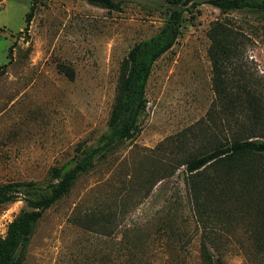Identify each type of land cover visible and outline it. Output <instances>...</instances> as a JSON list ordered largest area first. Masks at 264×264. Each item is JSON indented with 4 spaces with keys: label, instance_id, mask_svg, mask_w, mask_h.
<instances>
[{
    "label": "rangeland",
    "instance_id": "rangeland-1",
    "mask_svg": "<svg viewBox=\"0 0 264 264\" xmlns=\"http://www.w3.org/2000/svg\"><path fill=\"white\" fill-rule=\"evenodd\" d=\"M115 1L120 10L86 0H0V66L7 65L0 185L45 187L54 167H74L110 134L122 60L175 8ZM184 16L177 42L153 66L139 133L97 155L94 168L45 211L23 264H206L203 245L222 264H264V240L252 236L262 220L260 190H245L234 177L224 196L211 193L210 172L194 178L197 197L182 166L243 131L264 139V10L222 12L203 3ZM220 26L231 31L235 53L216 74L211 31ZM218 75L227 95L219 94ZM25 197L0 206V238L29 209Z\"/></svg>",
    "mask_w": 264,
    "mask_h": 264
},
{
    "label": "trees",
    "instance_id": "trees-1",
    "mask_svg": "<svg viewBox=\"0 0 264 264\" xmlns=\"http://www.w3.org/2000/svg\"><path fill=\"white\" fill-rule=\"evenodd\" d=\"M86 1L110 11L120 10V3L115 0ZM161 1L175 8L170 9L166 23L158 33L136 43L122 60L109 120L110 134L101 137L102 145L89 150L85 149L82 158L72 168L54 167L51 171V181L45 187L33 181L8 182L0 185V206L16 201L23 194L26 196L25 201L29 207V209L22 210L9 223L6 235L0 238V264H23L35 227L45 211L68 195L76 181L94 168L97 155L98 158L104 157L120 142L130 140L139 133V118L146 109V88L153 66L177 42L181 35L185 12L195 16L198 6L203 3L219 8L222 12L243 8L264 10V3H253L248 0ZM34 11L35 5L32 4L30 11L26 14L27 30L33 19ZM230 32L221 26L220 29L214 28L211 31L213 45L210 54L216 74H220L235 53L230 42L232 37ZM11 50L12 48L9 56ZM6 66H0V77L5 73ZM218 78L219 94L226 93L227 95L226 83L221 76L218 75ZM244 93L241 91L239 95ZM243 132L233 135L231 139L223 143H216L214 147L199 155L190 156L182 163V166H186V171L192 178V189L197 197L201 193V184L194 178L210 172L215 174V177L208 182L209 185H214L209 189L211 193L216 191L224 196L229 188L228 182L235 180L234 177L238 178L236 180L245 190L254 188L255 185L261 194L258 207L260 215L257 218L259 220L262 218V220L252 236L260 241L264 240V139L253 138L256 136L245 138ZM81 147L82 145L79 149ZM242 181L245 183L243 184ZM203 257L206 264H222L219 259H213L206 245H203Z\"/></svg>",
    "mask_w": 264,
    "mask_h": 264
},
{
    "label": "built area",
    "instance_id": "built-area-1",
    "mask_svg": "<svg viewBox=\"0 0 264 264\" xmlns=\"http://www.w3.org/2000/svg\"><path fill=\"white\" fill-rule=\"evenodd\" d=\"M0 9H1V2H0Z\"/></svg>",
    "mask_w": 264,
    "mask_h": 264
}]
</instances>
